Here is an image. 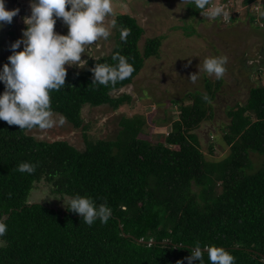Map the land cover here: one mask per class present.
Masks as SVG:
<instances>
[{"label":"trees","instance_id":"trees-1","mask_svg":"<svg viewBox=\"0 0 264 264\" xmlns=\"http://www.w3.org/2000/svg\"><path fill=\"white\" fill-rule=\"evenodd\" d=\"M242 1L249 7L259 0ZM116 21L113 52L88 61L81 72H68L64 88L50 92L53 115L75 129H86V107L117 111L131 102L129 95H114L159 55L161 38H148L141 48L145 32L137 20L122 13ZM124 27L131 31L121 40ZM116 52L135 71L114 87L92 85L89 69L114 63ZM216 90L208 82L206 93L188 94L191 104L180 107L171 132L157 143L140 137L141 117L123 118L115 140H86L82 150L66 141L37 140L29 132L39 128L21 130L0 120V221L7 217L0 264H187L197 244L225 248L235 264H264V164L253 171L251 160V153L264 156V87L254 88L245 105L228 113L232 124L216 141L229 154L208 160L195 131L215 118L209 101ZM21 162L35 164V172L17 171ZM41 183L56 197L79 194L106 202L111 218L88 226L66 208L33 202ZM203 259L209 264L206 254Z\"/></svg>","mask_w":264,"mask_h":264},{"label":"rangeland","instance_id":"rangeland-1","mask_svg":"<svg viewBox=\"0 0 264 264\" xmlns=\"http://www.w3.org/2000/svg\"><path fill=\"white\" fill-rule=\"evenodd\" d=\"M213 5H224L230 18L210 19L206 12L193 15L196 6L191 7L192 0H112L113 12L106 18V26L112 19L116 20L118 14L126 13L144 29L141 48L146 39L161 38L159 55L146 62L131 85L114 95L116 98L129 95L131 102L124 103L117 111L108 107H86L83 110L86 129H75L65 121L51 129L32 130L29 135L46 142L66 141L82 150L86 140H115L123 118L141 117L145 126L140 137L152 143L163 142L180 116V107L191 104L186 96L206 93L210 82L212 88L217 89L215 98L209 101L215 118L203 122L195 133L208 160L224 158L230 150L220 146L216 139L232 124L228 113L245 105L254 88L264 87V0L249 7L242 0H210L209 7ZM5 6L7 10L19 8L20 11L10 25L0 30V67L7 63L10 45L21 38L26 27L24 18L30 15L29 0H5ZM54 31L66 35L68 29L58 20ZM110 31L108 40L86 45L81 59L88 63L109 56L117 44V28ZM212 56L228 58L226 72L219 80L202 71L204 59ZM87 63L65 67L67 73L81 72L87 68ZM197 71L199 78L195 83L190 82V74ZM59 118L53 115V119L58 121ZM212 146L214 157L210 155ZM251 160L255 166L253 171L263 167L264 156L251 153ZM45 190L48 198L44 199ZM59 198L41 183L33 191L31 200L65 209L62 201L55 200Z\"/></svg>","mask_w":264,"mask_h":264},{"label":"clouds","instance_id":"clouds-1","mask_svg":"<svg viewBox=\"0 0 264 264\" xmlns=\"http://www.w3.org/2000/svg\"><path fill=\"white\" fill-rule=\"evenodd\" d=\"M192 3L206 12L210 19L230 18L224 5L209 7V0H192ZM29 8L30 15L24 18L26 27L22 36L11 43V55L7 57V63L0 67V82L4 85V91L0 93V120L19 126L21 130H45L65 123L66 118L62 115L58 121L53 119L50 104V92L65 86V65L79 67L86 64L87 61L81 59L85 46L100 39L108 40L110 28H116L117 21L112 19L109 25L105 24L106 18L113 12L112 0H29ZM19 11V8L7 10L5 0H0V30L10 25ZM58 20L67 27L66 35L54 31ZM119 30L121 40H126L131 30L126 27ZM21 46L22 50L17 51ZM227 59L226 56L205 58L202 71L219 80L226 72ZM112 60V64L96 63L89 69L92 85L114 87L135 71L128 58L119 52L112 55ZM198 78L197 71L190 74L188 80L195 83ZM204 99L207 100V96ZM35 170L36 165L29 162H21L17 166V171L29 175ZM45 198H48L46 190ZM55 200L62 201L69 212L79 215L88 226L97 220L106 224L112 215V209L106 202L96 204L88 196L64 194ZM6 230V224L0 221V237ZM205 254L209 264H235V257L225 248L201 247L198 244L191 247L190 255L185 259L187 264H204ZM178 264L184 262L178 261Z\"/></svg>","mask_w":264,"mask_h":264},{"label":"water","instance_id":"water-1","mask_svg":"<svg viewBox=\"0 0 264 264\" xmlns=\"http://www.w3.org/2000/svg\"><path fill=\"white\" fill-rule=\"evenodd\" d=\"M7 220V217L4 216L3 219L1 220L2 222L6 221Z\"/></svg>","mask_w":264,"mask_h":264}]
</instances>
